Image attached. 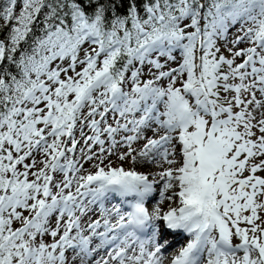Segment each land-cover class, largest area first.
Returning a JSON list of instances; mask_svg holds the SVG:
<instances>
[{
  "label": "snow or ice",
  "instance_id": "1",
  "mask_svg": "<svg viewBox=\"0 0 264 264\" xmlns=\"http://www.w3.org/2000/svg\"><path fill=\"white\" fill-rule=\"evenodd\" d=\"M0 264H264V0H0Z\"/></svg>",
  "mask_w": 264,
  "mask_h": 264
},
{
  "label": "bare ground",
  "instance_id": "2",
  "mask_svg": "<svg viewBox=\"0 0 264 264\" xmlns=\"http://www.w3.org/2000/svg\"><path fill=\"white\" fill-rule=\"evenodd\" d=\"M151 205V204H150ZM152 206V205H151ZM179 237H180V235L179 234H177V235H175V236H171L169 239H171L172 241H173V239H174V241H173V243H174V245L176 246L179 242H180V240L181 239H179ZM179 239V240H178ZM177 240V241H176ZM183 243H185L184 241H183Z\"/></svg>",
  "mask_w": 264,
  "mask_h": 264
},
{
  "label": "rangeland",
  "instance_id": "3",
  "mask_svg": "<svg viewBox=\"0 0 264 264\" xmlns=\"http://www.w3.org/2000/svg\"><path fill=\"white\" fill-rule=\"evenodd\" d=\"M151 208V207H150ZM170 238V237H169ZM183 243V242H182Z\"/></svg>",
  "mask_w": 264,
  "mask_h": 264
}]
</instances>
